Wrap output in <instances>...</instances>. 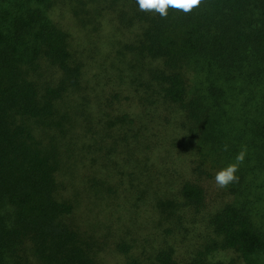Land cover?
Here are the masks:
<instances>
[{
  "label": "trees",
  "instance_id": "16d2710c",
  "mask_svg": "<svg viewBox=\"0 0 264 264\" xmlns=\"http://www.w3.org/2000/svg\"><path fill=\"white\" fill-rule=\"evenodd\" d=\"M149 200L158 247L136 238ZM124 203L130 227L98 220ZM172 238L188 264L264 257V0H0V264H181Z\"/></svg>",
  "mask_w": 264,
  "mask_h": 264
},
{
  "label": "rangeland",
  "instance_id": "374dc122",
  "mask_svg": "<svg viewBox=\"0 0 264 264\" xmlns=\"http://www.w3.org/2000/svg\"><path fill=\"white\" fill-rule=\"evenodd\" d=\"M70 26V25H69ZM101 57V55H100ZM108 87H111L112 85H107ZM99 89H102L104 93H108L105 89L108 88H103L100 87ZM101 94V92H95L93 93V96L97 98V96ZM162 110H159L161 112ZM151 128L152 129H159L157 133H160L163 135L162 132L166 133V130L164 129L165 126H168L170 123L167 121H163V119L159 118L158 115H155L154 118L151 120ZM160 150L157 153V159L161 158V167L163 168L161 170V173L168 170L170 172L166 173L165 175L167 176H180L188 175V166L187 164L189 163L190 158L186 157L184 154V150H180L179 148L177 149H171L169 154L168 152V145L162 143L160 144ZM178 151L183 152L182 154H179ZM163 159V160H162ZM218 186L216 183L211 185L212 191H214ZM216 193V192H215ZM213 193L212 196L217 197V193ZM127 203L122 204L121 207H113L111 208L110 215L106 216L104 214V217H99V221H105L107 224L113 225L115 230H123L131 226L132 220L134 221L135 215L130 208V205L124 206ZM151 201H148L147 209L144 212H141L140 216H137V218L143 223V227L141 230H139V233L136 235V238L139 243H144L143 239L147 236V233L150 237H153L152 243L155 247L160 246L163 242L160 238H157L153 236V225L155 224L158 215L154 212L151 213ZM144 208V207H143ZM90 222V221H88ZM98 222V221H97ZM94 224V223H93ZM92 224V225H93ZM173 238L171 239V242H173V245L177 251V259L180 260L181 264H188L191 262V258L193 254H190L188 252V246L182 242L180 239L176 241H172ZM116 255V254H115ZM123 256L118 255L114 256L113 254H110L108 252L107 255H105L104 260L107 261L108 264H123ZM213 262L215 263H220V264H245L243 261L239 258V256L232 250H226L224 252H220L218 255H216L213 258ZM258 264H264V257H262L259 261Z\"/></svg>",
  "mask_w": 264,
  "mask_h": 264
},
{
  "label": "clouds",
  "instance_id": "9594fccd",
  "mask_svg": "<svg viewBox=\"0 0 264 264\" xmlns=\"http://www.w3.org/2000/svg\"><path fill=\"white\" fill-rule=\"evenodd\" d=\"M136 2L139 9H154L161 16L166 15V9L169 6L175 9H181L187 13L200 4V0H136ZM234 159V163H230L216 172L214 180L218 187L224 188L238 179L235 173L237 172L239 163H241L244 159V152H239Z\"/></svg>",
  "mask_w": 264,
  "mask_h": 264
}]
</instances>
